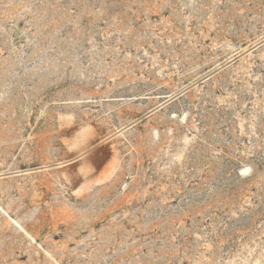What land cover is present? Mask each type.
Listing matches in <instances>:
<instances>
[{"label":"rangeland","instance_id":"374dc122","mask_svg":"<svg viewBox=\"0 0 264 264\" xmlns=\"http://www.w3.org/2000/svg\"><path fill=\"white\" fill-rule=\"evenodd\" d=\"M0 264H264V0H0Z\"/></svg>","mask_w":264,"mask_h":264}]
</instances>
